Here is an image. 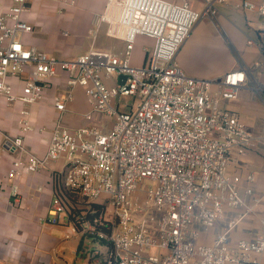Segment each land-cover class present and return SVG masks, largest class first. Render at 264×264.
Listing matches in <instances>:
<instances>
[{"label":"built area","instance_id":"built-area-1","mask_svg":"<svg viewBox=\"0 0 264 264\" xmlns=\"http://www.w3.org/2000/svg\"><path fill=\"white\" fill-rule=\"evenodd\" d=\"M225 1L205 0L199 12L186 1L107 0L94 15L89 35L96 39L106 25L107 36L124 42L122 56L94 47L62 60L25 45V36L34 32L23 18L31 11L28 0H5L6 7L0 0V94L7 102L24 107L40 102L49 81L63 73L67 91L55 99L54 108L64 112L74 90L82 88L92 107L86 119L92 121L93 113L103 117L100 126L74 131L58 125L43 158L17 159L8 174L17 179L47 164H66L64 185L46 222L58 225L63 216L74 225L66 238L86 232L107 242L108 255L91 252V263L259 264L264 232L236 242L230 234L253 207L264 203V195L254 197V173L246 176L249 186L242 195V179L230 170L235 157H245L261 137L220 105V100L238 99L250 71L241 68L221 81L204 80L187 76L175 62L195 25L203 17L215 18ZM242 9L264 18V2L244 0ZM141 36L153 40V46L144 49V64L134 66L132 53ZM255 66L264 68V63ZM113 75L118 81L111 86ZM120 77L125 81L119 83ZM255 89L264 101V85ZM121 97L133 98L128 110L120 109ZM19 126L9 145L12 151L23 150L25 135L32 131L27 109L19 113ZM64 190L97 205L101 213L93 220L70 219L69 207L74 206ZM228 210L236 215L228 217ZM223 220L224 230L211 244L200 243ZM193 223L202 229L189 230ZM261 225L264 229V218ZM152 249L158 254H150Z\"/></svg>","mask_w":264,"mask_h":264},{"label":"crops","instance_id":"crops-1","mask_svg":"<svg viewBox=\"0 0 264 264\" xmlns=\"http://www.w3.org/2000/svg\"><path fill=\"white\" fill-rule=\"evenodd\" d=\"M1 1L4 3L2 6L6 7L5 0ZM75 1L76 6L71 7L45 0H28L31 11L23 18L34 27V32L25 36V45L35 46L62 60H73L94 47L109 50L97 45V38L89 35L94 15L105 9L107 0ZM166 1H186L199 12L205 7V0ZM243 1L226 0L217 6L215 18L203 17L178 50L175 62L187 76L213 81H221L228 72L249 69L248 84L241 90L238 99L220 100V105L236 114L248 129L261 137L257 147L245 157H235L230 170L242 179L239 186L242 195L249 186L246 176L254 173L256 179L251 187L254 197H260L264 195V121L260 120L264 118V101L255 87L264 85V68L255 65L264 63V18L244 11ZM249 1L257 4L264 2ZM82 10L89 14L86 37L76 33L71 38L64 35L66 31L60 32L65 26L77 27L75 20L84 12ZM145 43L153 46V40L138 37L132 53V65L144 64V49L149 50L148 46L142 47ZM110 51L119 56L123 53ZM66 80L67 74L63 73L50 80L43 99L29 107L21 103L9 104L0 94V264H70L58 256L62 232L59 227L62 224L46 222L52 202L64 185L66 164L63 161L51 163L21 178L8 177L17 159L26 161L30 155L39 158L45 156L49 138L58 125L74 131L84 126L103 124V117L98 113H93L92 121L86 119L92 107L82 88L74 90L73 101L67 104L64 112L54 108L55 99L64 96L67 91ZM15 89L19 91L20 88L15 86ZM22 109L30 113L32 131L25 135L23 150L12 151L9 145L19 135V113ZM15 189L18 196L14 195ZM247 201L252 205V197H247ZM253 208L251 215L231 232L233 242L243 238L253 239L264 232L261 225L264 203ZM234 215L235 212L228 210V217ZM61 218L70 225L67 218ZM221 223L222 226L219 223L215 227H221L219 232L209 236L203 234L200 243L210 245L214 237L224 230L226 220ZM258 261L264 264V253L258 256Z\"/></svg>","mask_w":264,"mask_h":264},{"label":"rangeland","instance_id":"rangeland-1","mask_svg":"<svg viewBox=\"0 0 264 264\" xmlns=\"http://www.w3.org/2000/svg\"><path fill=\"white\" fill-rule=\"evenodd\" d=\"M48 2H54L56 4L59 5H66V6H71L74 7L76 6V1L75 0H45ZM75 2L74 5H72L71 3ZM84 12H81L80 15L77 17V19L75 20V24L77 27L75 26H65L63 28L60 29V32L66 31L68 32L69 37H73L76 33H79L81 35H83L84 37L86 34V20H87V16H89L88 12L86 10H82ZM77 28V29H76ZM106 31V25H104L101 29V32L99 33L98 37H97V45L101 46H105L106 48L110 50H114V52H121L124 50V42L119 41V40H115L112 38H109L106 36L105 34ZM59 32V33H60ZM141 46V45H140ZM148 46L149 50H152V46L150 43H145L142 45V47ZM118 81L117 76L113 75V77L109 80V84L111 86H114ZM133 103V98L132 97H121L120 98V109L122 110H128L129 107L128 105H132ZM261 121H264V118H260ZM104 123V122H103ZM264 124V122H263ZM105 130V129H104ZM106 131V130H105ZM80 202V208H83V204L84 202L79 201ZM76 209L75 212H72V215H69L70 219H75L76 217L78 218H83L85 215L83 213L82 210ZM138 220H141V218H139ZM60 227L62 229L61 235H60V247L61 249H59V253L58 256L62 257L63 259H65L66 261H68L70 264H74L75 262H77V264H93L91 263L90 260V253L91 252H99L101 254V257H106L110 251V246L108 245L107 242H103L93 236H90L89 234H87L86 232H82L81 234H78L77 236H72L70 238H66L67 234L71 233L72 227L74 226L73 224L70 223V225H68L67 223H65L64 219H60ZM67 224V225H66ZM220 226H222V223L219 224ZM215 228L214 230H208L207 232H205V234L207 236H209L212 233H217L220 231L221 227ZM193 228H199L202 229V226H200L197 223H193V224H189L188 225V229L191 230ZM188 240H190V238L186 237L185 238V242H187ZM150 254L156 255L158 254V251L155 249H152L149 251Z\"/></svg>","mask_w":264,"mask_h":264},{"label":"trees","instance_id":"trees-1","mask_svg":"<svg viewBox=\"0 0 264 264\" xmlns=\"http://www.w3.org/2000/svg\"><path fill=\"white\" fill-rule=\"evenodd\" d=\"M60 193L61 191L59 192L58 195H60ZM62 195L67 197L71 201L72 205L74 206V208L69 207L70 214H72V212H75L76 209H79L81 207L80 206L81 204L79 202L80 200L78 199L77 195L72 194L69 191H65V190L62 192ZM83 205H84V208H80V210H82L83 213L85 212V216H86L85 218L88 220H93L95 217H97L101 213L97 205L89 206L86 203H84ZM93 211H96V212L92 213Z\"/></svg>","mask_w":264,"mask_h":264},{"label":"water","instance_id":"water-1","mask_svg":"<svg viewBox=\"0 0 264 264\" xmlns=\"http://www.w3.org/2000/svg\"><path fill=\"white\" fill-rule=\"evenodd\" d=\"M122 80L125 81V77H120V78H119V83H121Z\"/></svg>","mask_w":264,"mask_h":264}]
</instances>
